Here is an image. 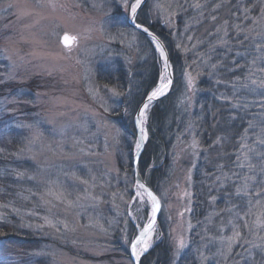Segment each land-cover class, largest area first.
<instances>
[{
	"label": "rangeland",
	"instance_id": "1",
	"mask_svg": "<svg viewBox=\"0 0 264 264\" xmlns=\"http://www.w3.org/2000/svg\"><path fill=\"white\" fill-rule=\"evenodd\" d=\"M197 2L205 6L195 9L192 5ZM219 2L147 0L138 13L143 23L163 34L174 57L173 85L162 99L178 86L173 117L166 123L168 128L175 124L177 130L171 143L166 139V158L160 166L148 163L143 173L138 166L144 181L161 198L154 236H163L152 245L167 243L168 264H264V252L259 249H252L249 256L236 246L227 261L217 254L219 237L231 234L227 225L231 214L224 210L233 203L242 204L228 195L234 192L236 177L225 181L224 187L214 183L221 175L217 166L223 164L229 174H242L234 163L239 137L249 119L260 118L254 104L247 110L233 108L235 101L224 97L232 98L231 82L246 74V68L236 64H245L255 54V43L260 41L256 33L264 27V21L253 25L251 19L243 18L242 9L254 4L248 15L259 16L260 0H226L214 12ZM128 19L121 0H0V224L7 223L16 229L18 239L27 241L0 239V264H133L124 229L129 236L137 234L136 224L147 221L150 206L137 212V204L129 209L125 202L135 192V139L123 129L126 115L119 114L122 85L139 73L156 72L158 83L163 63L152 43L129 27ZM224 20L229 22L227 45L220 44L216 34ZM234 24L254 28L251 35L256 40L244 41V33H237ZM65 32L78 37L71 51L61 44ZM238 51L247 57L237 56ZM212 64H218L216 70ZM186 71L195 77L194 92L187 89ZM5 86L13 91H1ZM238 95L248 102L259 99L243 91ZM204 97L207 109L202 107ZM37 130L42 135L34 140ZM217 136L225 137L222 145L213 144ZM193 137L200 144L195 155L190 147ZM50 187L65 190L72 200L85 189L101 199L66 210L53 196L41 199ZM211 196L216 197L214 202ZM129 210L136 219L127 216ZM45 216L56 227L45 224ZM97 220L107 231H101ZM61 221L68 224L67 229ZM181 234L188 246L175 256L173 237ZM115 247L120 248L118 252ZM119 251L122 256H110ZM201 252L207 260L201 261Z\"/></svg>",
	"mask_w": 264,
	"mask_h": 264
},
{
	"label": "snow or ice",
	"instance_id": "2",
	"mask_svg": "<svg viewBox=\"0 0 264 264\" xmlns=\"http://www.w3.org/2000/svg\"><path fill=\"white\" fill-rule=\"evenodd\" d=\"M142 3L143 0H121V4L125 9L127 16L135 27L137 29H142L144 33L151 37V43L155 46L156 52L159 53V58L163 62V68L160 72L158 83L147 93L146 98L143 100V103L139 107L135 116V126L139 133L135 139V150L137 155H139L145 141L148 139V132L145 126L148 120V110L153 101L164 96L168 92L170 85L173 83L170 71L171 65L164 44L158 36L149 30V27L137 22L138 9L142 6ZM225 4L226 0H220L219 3H216L213 6L212 10L214 12L218 11L220 8L224 7ZM192 6L195 9H201L205 5L197 2ZM256 6L257 5L254 4L251 7H244L242 9L244 14L243 18L245 20L251 19L253 25L260 24L264 21V0H260L259 3V16L255 19L249 17L248 14L251 11V8H255ZM8 7H11V5H8ZM163 7V5H157V8ZM169 7H171V5H169ZM177 7H179V5H177ZM174 14V12H169V15ZM211 19L215 21L217 20V16L212 15ZM228 24V20H224L222 26L216 27V34L219 36L218 42L222 45L228 44V40L225 39V37L228 36ZM232 27L235 28L237 33H244V41H255L256 36L260 37V41L255 43V54L252 55L250 60L246 58V52L238 51L236 53L237 56L246 58L245 64H236L237 68L242 70L246 68V74L242 77H236L235 80L231 82V87L233 89L232 98L224 97V99L234 100L235 102L232 104L233 108H243L247 110L254 104L260 109V118L257 119L253 116L252 119H249L247 121V127L244 128L243 133L239 137V148L237 149L236 160L234 163L237 168L242 170V174L236 172L229 174L228 172L223 171L225 167L223 164L217 166L221 175L216 177L214 183L224 187L225 181L236 177L238 182L234 183V192H229L228 195L230 197L235 196L242 202L240 205L233 203L231 207L224 210L231 214V218L227 221V225L231 228V234L219 237L221 248L217 250V254L224 257L225 261L230 258L234 247L236 246L243 248L244 252L248 253L249 256L252 254V249H259L261 252H264V27H262L260 32L256 33V36L251 35L255 31L254 28L244 27L241 24H234ZM221 33L223 34L220 35ZM189 39H191V37H189ZM77 40V36H71L67 32L61 37V42L69 51H71L72 45L75 44ZM244 41H241L240 43L243 44ZM176 47L180 49L182 45L178 43ZM217 67L218 64L211 65L212 70H216ZM228 70L233 71L234 69L229 68ZM185 77L188 91L194 92L195 77L192 75L191 71H186ZM217 83H220V81L218 80ZM89 91L91 92L92 90L89 89ZM240 91L253 93L259 99L248 102L244 97L238 95ZM114 94L119 95V93L115 92ZM102 107H104L105 112L109 111L106 104H102ZM125 114H128L127 109H125ZM232 119L234 120L235 117H232ZM41 135L42 133L37 130L33 139H38ZM116 135L119 136L118 130ZM224 140L225 137L217 136L213 144L222 145ZM190 147L194 150L193 154L195 155V150L200 147L199 141L195 137H193ZM190 172L191 170H189V181L191 179ZM23 175V173H17V176ZM65 175H68V173H65ZM71 175L76 179H79L75 173H71ZM29 178L34 179V177ZM81 182L85 184L88 183L87 181ZM133 187L135 189L134 195H131L129 201H125L129 209H131L133 203L138 205L136 209L137 212L141 210L147 211L145 206H150V212L147 214V221L143 224L139 222L136 224L138 234L129 236L127 234V228L124 229V240L130 248L131 259L135 264H139L141 257L152 247L153 240L160 239L163 236V233L154 236V233H158L157 213L161 210L162 204L161 198L139 179L136 180ZM185 195L190 197L191 193L185 192ZM44 196H53L55 200L65 204L66 210L84 207L83 201L91 200L98 202L101 199L100 196L93 195L85 189L83 194H78L76 199L72 200L68 198L65 190H62L59 187L56 191H53L51 187L48 188L46 193L41 196L42 200L44 199ZM112 196L113 201H115L117 193H112ZM120 199L122 201L125 199L123 194L120 195ZM210 199L214 202L216 197L211 196ZM45 202L50 203V201ZM52 206L55 207V205ZM114 206L118 207L115 203ZM185 211H188V209H185ZM77 215L79 214L77 213ZM181 215H183V213H181ZM127 216L132 217L133 219L137 218L131 210L127 212ZM42 219L48 226L56 227L53 221L47 216L42 217ZM89 222L92 223L91 219ZM61 223H64L66 229L68 228L66 222L61 221ZM95 223L101 231H107L102 224H99L98 220ZM109 223H111V221ZM125 225H127V221H125ZM36 227L42 228L43 225H36ZM188 227L191 228L192 225L189 223ZM220 231H224L223 226L220 228ZM173 245L174 255L179 256L180 252L188 246L187 237L183 234L173 237ZM243 254L244 253H240L239 255L243 256ZM52 255L53 257L55 256L54 253H52ZM200 258L201 261L208 259V257L204 256L202 252L200 253ZM236 264H239V262H236Z\"/></svg>",
	"mask_w": 264,
	"mask_h": 264
},
{
	"label": "trees",
	"instance_id": "3",
	"mask_svg": "<svg viewBox=\"0 0 264 264\" xmlns=\"http://www.w3.org/2000/svg\"><path fill=\"white\" fill-rule=\"evenodd\" d=\"M143 10V9H142ZM142 12V11H141ZM140 12V14H141ZM139 14V15H140ZM137 16V22L144 24V26L149 27V30L156 34L165 44L166 49L169 54L170 62L172 66L175 68V62L173 54L171 53L170 47L167 45V41L165 40L162 33L158 32L157 30H154L151 26L147 25L146 23H143L140 20V16ZM130 27V26H129ZM141 39H145L143 36H141ZM137 72H140V70H137ZM153 75H142L139 73V76L134 77L135 79H129L126 78V84H123V98H122V108L121 112H119L120 116H122V113L125 114V109L128 110V114L126 115L127 121L126 124L123 123V129L125 132L129 133V135L132 137V139H135L134 135V128H133V117L134 114L139 107V105L143 102V100L146 98V95L149 91L152 90L153 87H155L157 80H158V72L151 73ZM6 90L9 92L13 91V88H10L8 86H5L1 88V91ZM12 89V90H11ZM178 89V86H175L173 91L164 99L157 101L156 103L152 104L150 107V111L148 112V120L146 122V129L148 131V141L145 145L144 151L140 157L139 160V168L140 171L143 173L145 169H147L148 163H152V165L160 166L161 160L163 161L166 158V154L169 149V143L167 140H170L175 135L176 126L172 123L169 125L170 127H166V123H169L170 118L173 117V103H174V96L175 92ZM177 96V95H176ZM203 108L207 109L205 103V97L202 100ZM212 103V102H211ZM208 115V114H207ZM209 116V115H208ZM206 120L211 121L212 119L206 116ZM217 125V124H216ZM208 128L207 131L208 132ZM167 139V140H166ZM203 139L204 135H203ZM167 141V143H166ZM204 141V140H203ZM13 142V141H12ZM12 142H10V146L12 145ZM159 153V156L157 153ZM146 171V170H145ZM2 181V180H0ZM148 186L154 191V187L151 183L147 182ZM135 233H132V236ZM19 235L13 227L8 225L7 223H1L0 224V239L5 240H15L19 242H23L24 244L27 243V241H23L22 238L18 239ZM166 248V252L164 251ZM119 247H115V250L118 252ZM169 252V251H168ZM125 253V257H128V253ZM167 243L164 241L161 244H154L149 249L147 255L142 257L140 264H168V258L169 254L167 255ZM112 256H122V252L120 254H113ZM109 257V256H107Z\"/></svg>",
	"mask_w": 264,
	"mask_h": 264
},
{
	"label": "water",
	"instance_id": "4",
	"mask_svg": "<svg viewBox=\"0 0 264 264\" xmlns=\"http://www.w3.org/2000/svg\"><path fill=\"white\" fill-rule=\"evenodd\" d=\"M146 2H147V0H143V3H142V6L138 9V13L140 12V10L143 8V6L146 4ZM128 24H129V26L131 27V28H133L136 32H138L139 34H141L142 36H144V37H146L150 42H151V37H149L146 33H144L143 31H142V29H137L136 27H135V25L131 22V20L130 19H128ZM153 33V32H152ZM154 34V33H153ZM159 38V37H158ZM160 39V38H159ZM161 40V39H160ZM161 42H162V40H161ZM163 43V42H162ZM61 44L63 45V43L61 42ZM164 44V43H163ZM153 45V44H152ZM64 46V45H63ZM154 46V45H153ZM165 46V45H164ZM154 48H155V46H154ZM165 50H166V52L168 53V51H167V49H166V47H165ZM158 53V52H157ZM159 54V53H158ZM168 59H169V63H170V65H171V62H170V58H169V54H168ZM163 63V62H162ZM170 71H171V74H172V80H173V71H172V65H171V69H170ZM172 85H173V83L170 85V88H169V90H168V92L170 91V89H171V87H172ZM167 92V93H168ZM166 93V94H167ZM166 94L164 95V96H166ZM164 96H162V97H159L158 99H156L155 101H153V103L152 104H154V103H156L157 101H159V100H161ZM143 103V102H142ZM142 103L139 105V107L142 105ZM139 107L137 108V110H136V112H135V114H134V117H133V121H132V123H133V128H134V133H135V139H136V137L138 136V129L136 128V126H135V116H136V113L138 112V110H139ZM145 144H146V141H145V143H144V146L142 147V149L140 150V153H139V155H137L136 154V150H135V152H134V155H133V158H132V167H133V178H134V182H136V180L137 179H139L141 182H143V183H145L147 186H148V184L144 181V179L142 178V176L140 175V172H139V168H138V164H139V160H140V157H141V155H142V153H143V151H144V148H145ZM149 187V186H148ZM150 188V187H149ZM151 189V188H150ZM152 190V189H151ZM153 191V190H152ZM158 215H159V212L157 213V218H158ZM138 234V233H137ZM130 257H131V254H130ZM132 260V259H131ZM132 263L133 264H135V262L134 261H132Z\"/></svg>",
	"mask_w": 264,
	"mask_h": 264
}]
</instances>
